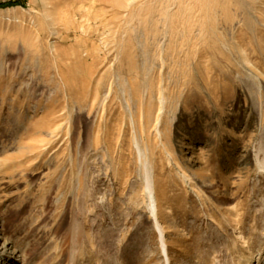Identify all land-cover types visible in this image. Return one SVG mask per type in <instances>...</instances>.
I'll return each mask as SVG.
<instances>
[{
  "label": "rangeland",
  "instance_id": "obj_1",
  "mask_svg": "<svg viewBox=\"0 0 264 264\" xmlns=\"http://www.w3.org/2000/svg\"><path fill=\"white\" fill-rule=\"evenodd\" d=\"M110 1L0 7V264H264V0Z\"/></svg>",
  "mask_w": 264,
  "mask_h": 264
},
{
  "label": "bare ground",
  "instance_id": "obj_2",
  "mask_svg": "<svg viewBox=\"0 0 264 264\" xmlns=\"http://www.w3.org/2000/svg\"><path fill=\"white\" fill-rule=\"evenodd\" d=\"M110 1V0H109ZM112 2H116L117 0H111ZM110 1V2H111ZM150 184V183H149ZM148 185V184H147ZM149 186V185H148ZM147 186V187H148ZM150 186H151V184H150ZM149 186V187H150ZM151 188V187H150ZM150 188H148V189H150ZM150 191H152V190H150ZM152 194V193H151ZM151 206H152V209H153V214H155V210H156V207H155V204H153L152 202H151ZM160 227V226H159ZM160 229V228H159ZM160 237H161V242H162V249H163V251L165 252L166 251V249H165V243H164V240H163V236H162V230L160 229Z\"/></svg>",
  "mask_w": 264,
  "mask_h": 264
},
{
  "label": "trees",
  "instance_id": "obj_3",
  "mask_svg": "<svg viewBox=\"0 0 264 264\" xmlns=\"http://www.w3.org/2000/svg\"><path fill=\"white\" fill-rule=\"evenodd\" d=\"M16 3V0H8L6 2H0V7L8 6V5H13Z\"/></svg>",
  "mask_w": 264,
  "mask_h": 264
}]
</instances>
